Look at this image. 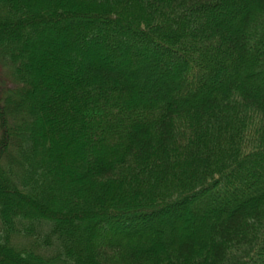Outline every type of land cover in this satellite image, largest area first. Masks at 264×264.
Instances as JSON below:
<instances>
[{
    "label": "trees",
    "instance_id": "trees-1",
    "mask_svg": "<svg viewBox=\"0 0 264 264\" xmlns=\"http://www.w3.org/2000/svg\"><path fill=\"white\" fill-rule=\"evenodd\" d=\"M0 264H264V0H0Z\"/></svg>",
    "mask_w": 264,
    "mask_h": 264
},
{
    "label": "rangeland",
    "instance_id": "rangeland-1",
    "mask_svg": "<svg viewBox=\"0 0 264 264\" xmlns=\"http://www.w3.org/2000/svg\"><path fill=\"white\" fill-rule=\"evenodd\" d=\"M219 79L222 80L221 77H220ZM99 231H100V232H98V230H96V231L94 232V235H95V237H96V240H101V239H102L103 232H102V230H99Z\"/></svg>",
    "mask_w": 264,
    "mask_h": 264
}]
</instances>
